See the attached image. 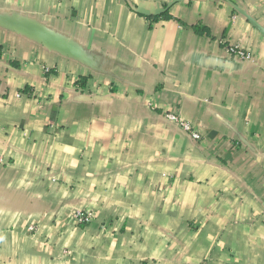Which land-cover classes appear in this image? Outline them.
Returning a JSON list of instances; mask_svg holds the SVG:
<instances>
[{
    "label": "crops",
    "instance_id": "1",
    "mask_svg": "<svg viewBox=\"0 0 264 264\" xmlns=\"http://www.w3.org/2000/svg\"><path fill=\"white\" fill-rule=\"evenodd\" d=\"M0 264H264V0H0Z\"/></svg>",
    "mask_w": 264,
    "mask_h": 264
},
{
    "label": "built area",
    "instance_id": "2",
    "mask_svg": "<svg viewBox=\"0 0 264 264\" xmlns=\"http://www.w3.org/2000/svg\"><path fill=\"white\" fill-rule=\"evenodd\" d=\"M230 51L241 56V57L246 55L238 47H235V46L231 47ZM166 117L171 121H175V122L178 121L174 114H167ZM180 125L184 130H186V131L190 130L188 124L180 122ZM192 136L194 138H197V135L195 133H192ZM92 217H93V215L89 211H84V212L79 211V212H75L73 215V219H74L75 223L79 224V225L89 223L92 220Z\"/></svg>",
    "mask_w": 264,
    "mask_h": 264
},
{
    "label": "water",
    "instance_id": "3",
    "mask_svg": "<svg viewBox=\"0 0 264 264\" xmlns=\"http://www.w3.org/2000/svg\"><path fill=\"white\" fill-rule=\"evenodd\" d=\"M175 1V0H174ZM236 10L239 12V13H242L243 14V12L241 11V10H239L238 8H236ZM161 12V10H156V11H154L153 13H152V15H158L159 13ZM19 24H21V22L19 21L18 22V25ZM17 27V26H16Z\"/></svg>",
    "mask_w": 264,
    "mask_h": 264
}]
</instances>
